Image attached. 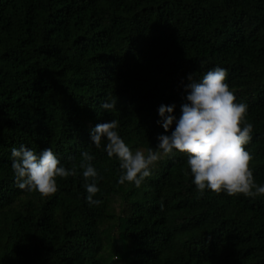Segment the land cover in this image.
Listing matches in <instances>:
<instances>
[{"label":"trees","instance_id":"16d2710c","mask_svg":"<svg viewBox=\"0 0 264 264\" xmlns=\"http://www.w3.org/2000/svg\"><path fill=\"white\" fill-rule=\"evenodd\" d=\"M217 66L248 105L245 147L264 185V0H0V264H264V196H201L180 152L141 187L121 185L106 138L90 141L118 120L133 151L155 150L176 127L159 107L175 104L178 120L189 74ZM21 144L68 167L89 151L102 203L89 205L79 170L50 197L19 189Z\"/></svg>","mask_w":264,"mask_h":264},{"label":"clouds","instance_id":"9594fccd","mask_svg":"<svg viewBox=\"0 0 264 264\" xmlns=\"http://www.w3.org/2000/svg\"><path fill=\"white\" fill-rule=\"evenodd\" d=\"M188 79L192 82L186 86L188 94L181 105L180 118L177 120L173 115L175 104L161 105L158 109L162 118L158 123L165 131H169L174 121L176 127L171 135L158 136L159 144L155 150L133 151L118 132V120L96 125L90 133L91 143L99 149L106 138L103 151L109 158L119 160L118 183L121 185L127 182L141 187L162 157L180 152L187 154V166L201 196L206 189L229 196H264V185L257 184L251 167L254 157L245 147L253 133V125L247 121L248 105L239 102L230 89L226 82L227 70L217 66L204 74L199 82L191 74ZM100 106L112 111L117 107V99L109 97ZM11 156L19 189L50 197L59 190L58 178L74 177L79 170L85 181L89 205L102 203L96 197L101 191L98 184L103 176L94 167V156L89 151H83L79 162L71 163L70 167L62 163L51 148L37 154L21 144L12 148Z\"/></svg>","mask_w":264,"mask_h":264}]
</instances>
